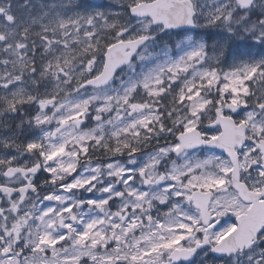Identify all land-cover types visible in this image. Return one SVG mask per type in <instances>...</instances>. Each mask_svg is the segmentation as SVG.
I'll use <instances>...</instances> for the list:
<instances>
[{"label":"snow or ice","instance_id":"snow-or-ice-1","mask_svg":"<svg viewBox=\"0 0 264 264\" xmlns=\"http://www.w3.org/2000/svg\"><path fill=\"white\" fill-rule=\"evenodd\" d=\"M0 264H264V0H0Z\"/></svg>","mask_w":264,"mask_h":264},{"label":"rangeland","instance_id":"rangeland-1","mask_svg":"<svg viewBox=\"0 0 264 264\" xmlns=\"http://www.w3.org/2000/svg\"><path fill=\"white\" fill-rule=\"evenodd\" d=\"M90 2H92V3H106L107 0H101L100 2H96L95 0H90Z\"/></svg>","mask_w":264,"mask_h":264},{"label":"flooded vegetation","instance_id":"flooded-vegetation-1","mask_svg":"<svg viewBox=\"0 0 264 264\" xmlns=\"http://www.w3.org/2000/svg\"><path fill=\"white\" fill-rule=\"evenodd\" d=\"M219 154V152H217Z\"/></svg>","mask_w":264,"mask_h":264},{"label":"water","instance_id":"water-1","mask_svg":"<svg viewBox=\"0 0 264 264\" xmlns=\"http://www.w3.org/2000/svg\"><path fill=\"white\" fill-rule=\"evenodd\" d=\"M96 1H98V0H96Z\"/></svg>","mask_w":264,"mask_h":264}]
</instances>
